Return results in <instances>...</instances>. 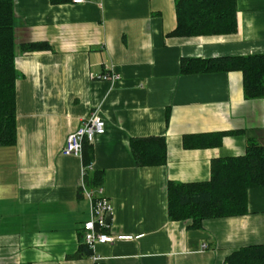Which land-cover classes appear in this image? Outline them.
Returning a JSON list of instances; mask_svg holds the SVG:
<instances>
[{
	"label": "crops",
	"instance_id": "obj_1",
	"mask_svg": "<svg viewBox=\"0 0 264 264\" xmlns=\"http://www.w3.org/2000/svg\"><path fill=\"white\" fill-rule=\"evenodd\" d=\"M13 0L17 142L0 148V264H224L264 246V187L248 214L173 221L168 185L208 182L212 162L264 147V99L247 100L240 71L191 73L183 61L264 54V0H236L237 31L178 37L176 0ZM32 45L45 49L29 51ZM117 73L116 83L102 81ZM106 123L92 148L113 207L108 233L131 241L86 246L91 204L83 160L64 156L91 114ZM232 133L217 148H185L189 135ZM164 138L167 162L144 167L135 139Z\"/></svg>",
	"mask_w": 264,
	"mask_h": 264
},
{
	"label": "trees",
	"instance_id": "obj_2",
	"mask_svg": "<svg viewBox=\"0 0 264 264\" xmlns=\"http://www.w3.org/2000/svg\"><path fill=\"white\" fill-rule=\"evenodd\" d=\"M178 25L173 36L199 37L230 35L237 31L236 0H176ZM13 0H0V148L17 142V100L15 68L16 43ZM32 45L29 51L45 49ZM185 74L240 71L244 75L247 100L264 99V54L210 60L183 61ZM232 133L189 135L185 148L205 149L221 146ZM132 152L140 166H162L167 162L164 138L135 139ZM91 145H84V164H92ZM88 187H103V172H89ZM264 187V147L249 144L241 157L212 162L211 179L204 183L168 185V212L173 221L191 222L200 228L207 219L248 214L249 191ZM81 194V192H80ZM224 264H264V246L242 248Z\"/></svg>",
	"mask_w": 264,
	"mask_h": 264
},
{
	"label": "built area",
	"instance_id": "obj_3",
	"mask_svg": "<svg viewBox=\"0 0 264 264\" xmlns=\"http://www.w3.org/2000/svg\"><path fill=\"white\" fill-rule=\"evenodd\" d=\"M74 4H81L83 0H74ZM100 79L110 83H116L121 80V76L117 73L106 72ZM106 133V123L98 113L83 120L81 126L72 133L65 146L62 149L64 156H74L84 159V145L88 143L92 145L97 137L104 136ZM84 164V162H83ZM92 164L83 165L82 178L80 186L81 195L91 204V219L84 223L83 237L86 246L95 251L97 245L113 244L116 241H131L135 238L132 236H113L108 233L109 225L107 218L112 216L113 207L105 196L103 187L93 189L88 187L85 178L89 172H92ZM94 263L98 264L101 260L99 257L93 258Z\"/></svg>",
	"mask_w": 264,
	"mask_h": 264
},
{
	"label": "water",
	"instance_id": "obj_4",
	"mask_svg": "<svg viewBox=\"0 0 264 264\" xmlns=\"http://www.w3.org/2000/svg\"><path fill=\"white\" fill-rule=\"evenodd\" d=\"M108 225L111 223V216L107 218Z\"/></svg>",
	"mask_w": 264,
	"mask_h": 264
}]
</instances>
